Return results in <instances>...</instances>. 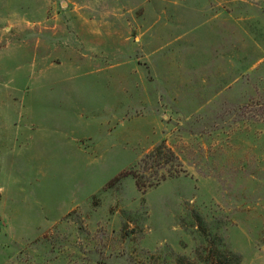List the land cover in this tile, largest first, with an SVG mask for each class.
<instances>
[{"label": "rangeland", "instance_id": "obj_1", "mask_svg": "<svg viewBox=\"0 0 264 264\" xmlns=\"http://www.w3.org/2000/svg\"><path fill=\"white\" fill-rule=\"evenodd\" d=\"M0 264H264V0H0Z\"/></svg>", "mask_w": 264, "mask_h": 264}, {"label": "trees", "instance_id": "obj_2", "mask_svg": "<svg viewBox=\"0 0 264 264\" xmlns=\"http://www.w3.org/2000/svg\"><path fill=\"white\" fill-rule=\"evenodd\" d=\"M163 160V162L167 163L168 161H170L171 159H177L175 154L172 152V150H170L169 148H167L164 144L160 143L158 145H156L154 148H152L148 153L145 154L144 158L142 159V162L144 163V165H151L152 163L155 165H159V160ZM150 167V166H148ZM180 172V170H171L168 171L169 175H176ZM127 173V174H126ZM124 174H121V176L123 175H131L134 178L135 181V185L140 188L143 189L147 186H151L152 182L150 181H145L142 180V175L138 174V172H134V171H130V172H126ZM162 178H164V176H161Z\"/></svg>", "mask_w": 264, "mask_h": 264}]
</instances>
